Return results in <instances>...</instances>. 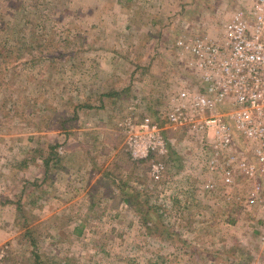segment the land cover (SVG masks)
Wrapping results in <instances>:
<instances>
[{
	"label": "rangeland",
	"instance_id": "374dc122",
	"mask_svg": "<svg viewBox=\"0 0 264 264\" xmlns=\"http://www.w3.org/2000/svg\"><path fill=\"white\" fill-rule=\"evenodd\" d=\"M237 2L0 0V264H264L244 174L211 188L196 136L163 123L154 182L118 133L164 122L170 92L196 85L176 39L217 35Z\"/></svg>",
	"mask_w": 264,
	"mask_h": 264
},
{
	"label": "built area",
	"instance_id": "2783aa9c",
	"mask_svg": "<svg viewBox=\"0 0 264 264\" xmlns=\"http://www.w3.org/2000/svg\"><path fill=\"white\" fill-rule=\"evenodd\" d=\"M176 45L188 55L196 85L172 90L161 119L173 131L196 136L211 188L216 179L231 183L234 173L244 174L252 182L251 201L263 202L264 0H238L217 35L178 37ZM164 128L148 115L118 123L123 149L134 161L167 155ZM165 171L162 160H151L154 182ZM259 243L264 250V225Z\"/></svg>",
	"mask_w": 264,
	"mask_h": 264
},
{
	"label": "trees",
	"instance_id": "16d2710c",
	"mask_svg": "<svg viewBox=\"0 0 264 264\" xmlns=\"http://www.w3.org/2000/svg\"><path fill=\"white\" fill-rule=\"evenodd\" d=\"M11 61H13V59L12 58H8V62H11ZM1 83H2V80H1ZM74 110H75V112H74V114H75L76 113V108H74ZM163 123H164L163 121L159 122L160 125H163ZM62 126H63V124H62ZM156 156H157L156 154L151 153L149 155V157L147 159H145V160H142V162L143 161H148L150 159L151 160H162V158H163L161 156H158V157H156ZM48 163H49V160L46 159L45 160V164L48 165ZM138 196H139L138 194H130V192L128 193L127 191H124L123 199H124V201H126L129 204L135 205V210H137V212H138V214H140V216L142 215V220H143L142 222L145 225V227H147L146 226L147 225L146 224V219H147V215L149 214V211H147L149 208H147V207L145 209L142 208L141 205H144V202L139 201L138 200Z\"/></svg>",
	"mask_w": 264,
	"mask_h": 264
},
{
	"label": "crops",
	"instance_id": "0c3cea01",
	"mask_svg": "<svg viewBox=\"0 0 264 264\" xmlns=\"http://www.w3.org/2000/svg\"><path fill=\"white\" fill-rule=\"evenodd\" d=\"M104 134V135H103ZM109 135V133H105V132H102L101 131V137L103 138L105 135ZM120 135V134H119ZM100 136V135H99ZM122 137V136H121ZM104 141H105V139H103ZM76 141V140H75ZM123 141V140H122ZM80 144V142H75V145L78 147H80L81 148V146L79 145ZM107 143H105V145H106ZM101 177L102 176H93V177H90L89 178V180L91 179V183H90V181L88 180V188H87V191L89 190V189H91V191L93 192V190L95 189V186H93L97 181H95L96 179H98V181H99V179H101ZM107 179V178H106ZM106 180H104V181H101V182H105ZM89 183H90V185H89ZM92 186V187H91ZM104 193V192H103ZM101 194V193H100ZM100 194H98V195H100ZM102 196H103V194L101 195V198H102ZM80 205V204H79ZM74 207H76V206H74Z\"/></svg>",
	"mask_w": 264,
	"mask_h": 264
}]
</instances>
